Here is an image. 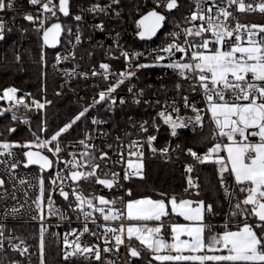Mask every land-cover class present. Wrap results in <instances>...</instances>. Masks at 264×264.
<instances>
[{
    "label": "built area",
    "instance_id": "built-area-1",
    "mask_svg": "<svg viewBox=\"0 0 264 264\" xmlns=\"http://www.w3.org/2000/svg\"><path fill=\"white\" fill-rule=\"evenodd\" d=\"M44 2H47V0H41V3ZM53 2L59 4V0H53ZM135 2L138 14L135 21L119 20L109 9L102 5L100 6L105 9L104 12L89 11L93 5L97 4H89L85 0H69L68 16L60 13L58 8L54 9L56 11L55 16L43 12L39 5H31L29 0H15L13 9L0 12V19H3L6 23L5 31L11 29L10 31H13L16 35L14 46L19 59L22 58L23 52L29 47L28 26L32 25L37 29L39 25V21L34 23L24 19L26 14H32L34 17L38 16L41 20H44L45 29L55 21L62 22L64 30L60 44L53 48L56 49L53 69L61 86L80 97L82 107L79 113L86 107L89 108L85 115L81 117L83 123L77 126V131L82 133L81 136L65 138L64 134L68 129L61 134L58 141L49 144V147L52 148L58 142L62 149L59 154L54 156L47 149L32 148L31 151H41L47 155L53 161L52 168L42 170L39 165L25 167V159L15 148L11 149L13 156L7 154L0 156V161H3V163H0V178L5 180L4 187L0 188V225H3L4 230V247L0 250V264H8L12 260L17 261L18 264H40L39 244L42 225L46 229L44 232L45 264H51L48 258L51 255L50 247L52 244L57 246L63 258L64 251L69 250L64 247L63 237L65 234L72 233L73 230H76V235H69V240H75L78 235L80 237L79 242L82 245L99 246L101 259L97 261L94 256L84 254L74 256L68 261L75 260L80 264L134 263V258L129 253V239L126 231L122 237L124 244L119 246V251H116L117 246L113 234L105 233L106 227L119 228L123 224L126 229L131 223L126 219L125 204L129 199L124 190V183L137 176L133 175L129 179H124L127 160L129 159L127 145L133 140H137L143 145L141 149L143 151L142 172H144V162L147 155L169 160L172 155L177 154L180 148L178 143L159 144L156 137V140L149 146L147 137L154 135L150 130L152 117L157 116V113L166 106L168 111L171 112L173 102H175V107L180 109L178 113L180 117L185 119L194 118L196 113L192 111L191 107L186 108L184 106V97L188 98L189 104H194L202 110L200 115L204 118V125L202 128L197 126L193 130V125L189 124L187 128L183 129L201 131L206 123H210L212 127L211 136L213 135L215 125L210 120V112L207 111V102L203 91L198 86L193 91L191 85L196 83L194 80H185L176 70L166 67L167 64L174 61L190 62L189 58L193 49L185 44L183 29L193 27V24L199 26L201 23L199 20L192 23L185 21L186 17H190L191 13L196 11L197 0H178V8L171 11L166 10L162 5L157 7L156 0H135ZM244 2L245 4L255 5L260 3L261 0H244ZM199 3L205 14H207L206 10L210 7L212 8V15L216 14L217 8L213 7L212 0H199ZM215 4L219 7H227L226 0H215ZM151 10H156L164 15L165 21L154 39L143 40L139 37L141 29L138 28V19ZM228 11L233 14L226 21L231 28H234L237 22L249 26L252 24L264 25V20H259V18H264V14L259 11L240 12L237 10L236 5L229 7ZM77 15L82 17L80 21L75 20ZM104 16L106 17L103 18ZM220 19L222 20L223 17L221 16ZM101 24L103 25L102 31L97 27ZM40 30L43 31V29ZM176 32L181 33L178 38L172 35ZM260 35L264 36V33ZM77 36H79V41L76 39ZM202 38L212 39L211 33H204L203 37H188V40L197 43ZM231 39L234 40V36ZM173 41L186 47L188 49L187 54L174 50L173 54L170 55L167 52L160 51ZM209 47L211 48L212 45L210 44ZM122 52L128 53V60L121 54ZM158 55L163 56L164 59L157 60ZM102 63L110 66L107 79H105V70L100 68ZM139 64L149 66L137 68L136 65ZM93 71L97 74L93 75ZM122 72H134L135 75L119 84L116 90L111 93L110 98L93 104L94 99H99L101 91H106L110 85L117 83L119 74ZM177 85H180V87L177 88ZM8 87L13 86H7L6 88ZM129 88L132 89L131 92H129ZM17 89L19 90L17 98L24 96V104L31 105L33 100L31 92ZM0 95H2V92ZM113 99L115 103L112 102ZM121 100L124 103H121ZM136 100L139 103H136ZM14 104V101L0 100V109H8L3 115H0V118L16 116L30 125L38 114V109L34 105L25 108L24 104L18 106H14ZM151 109H154V113L151 112ZM172 115L175 118L177 113H172ZM93 120L98 121V123H93ZM144 121H148L146 125L147 132L140 129V125ZM180 130L178 129L177 132ZM52 135L35 136L34 141H36V137H39L40 140H50ZM219 139H224V142H226V138ZM251 139L256 142L258 137ZM82 140L85 141V144L80 143ZM109 145H111V148H109ZM153 149H156V151H153ZM163 149H167V152L161 151ZM0 151L3 150L0 149ZM207 151L197 153L203 156ZM85 152L93 153L96 157L95 162L101 164V169L97 170V176L105 178V171L118 174L112 188L96 183L95 177L89 180L81 179L76 182L70 179L71 171L87 172L90 170L85 166L87 157L81 155ZM101 152L108 153L109 159L107 161L99 160ZM121 153L124 156L123 161H121ZM221 155L226 154L222 152ZM131 159L134 163L137 162L136 157H131ZM69 161L74 163L78 161L81 167L73 168L68 163ZM12 163H17L15 169L10 168ZM57 172L64 179H57L56 185H52L50 181ZM41 178L44 180L43 220L40 219L41 212L34 203L40 195ZM107 178L112 179L110 175ZM20 180H24L25 183L21 184ZM233 186L235 187V182ZM60 187H63L64 191L69 193V199L65 200L60 195ZM53 188H55V191H52ZM50 192L54 202L53 209L58 210L55 215H50V209L47 207V198ZM73 193H82L89 199L96 197L97 199L93 201L94 207H104L105 214H108V209L112 208L124 215L120 220L105 221L101 213L95 211L94 208H88L85 204L83 206L84 211L92 212V215L85 221L83 212L76 208L78 202L75 200ZM236 194L239 197L243 195L239 193L238 189ZM100 196L109 201L116 200L117 203L101 206L98 200ZM121 201L124 203H121ZM70 204L72 207L69 206ZM13 207L19 209V211L11 213ZM61 213L64 215L63 219L60 218ZM152 223L158 225L159 222ZM85 224L90 230L88 233H83ZM81 233L83 234L81 235ZM91 233H95V235ZM105 236L108 239L107 244L105 243ZM21 241H23L21 247L28 248V252L23 255L12 248V245L20 244ZM104 247L112 248V251L106 253L103 251Z\"/></svg>",
    "mask_w": 264,
    "mask_h": 264
},
{
    "label": "snow or ice",
    "instance_id": "snow-or-ice-1",
    "mask_svg": "<svg viewBox=\"0 0 264 264\" xmlns=\"http://www.w3.org/2000/svg\"><path fill=\"white\" fill-rule=\"evenodd\" d=\"M114 3H118L119 0H113ZM31 5H39L43 12L56 15L54 9L58 8L60 13L64 16L69 15V0H59V4H55L53 0H47V2L41 3V0H29ZM157 7L161 5L171 11L178 8V0H156ZM227 7H219L215 4V0H212L213 7L217 8L215 15H212V8H208L207 14L201 9L199 0H197L196 11H193L190 17H186L187 23H192L199 20L201 23L199 26L193 24V27L183 29L185 37V44L189 48H192L190 55V62H178L174 61L166 65V67L176 70L178 74L185 80H194L196 83L192 84V90L195 91L197 86L203 91V95L207 102V111L210 112V120L215 125L212 139L215 142L212 147L203 155H199L192 148L187 149V153L193 157L200 164L211 163L217 167L219 184L224 190L225 198L229 200L230 210L229 216L240 217L241 223L236 226V230H232L230 222L224 224V231L222 233H215L207 238L205 237V230L212 232L213 226L205 224V214H214V210L211 204H205L203 200H189V199H177L172 196L167 198V204L165 199H131L126 202V219L128 221L136 222H159L157 226L149 227L146 223L137 225H130L126 229L123 224L119 228H105V233H111L114 236L116 251H119V246L124 244L123 234L127 233V237L131 240L135 237L139 241L140 245L144 246L147 250L154 255L152 259L161 262H175V264H184V262H192V264H264V25H241L236 23L234 28L228 26L226 21L232 17V12L228 11V8L232 5L237 6V10L240 12L245 11H259L264 14V0H261L258 4H245L244 0H226ZM15 0H0V12H5L6 9H13ZM89 11L104 12L105 9L100 5H93ZM223 17L221 20L220 17ZM24 19L30 22L39 21L37 31L43 29V44L54 46L58 42V38L62 31L60 23H54L49 28H44V20H41L38 16L34 17L32 14H26ZM81 16H75V20L80 21ZM165 21V16L156 10H151L144 15L142 19L138 21L139 36L141 39L145 37H153L158 30L162 27V23ZM102 31L103 25H97ZM6 23L3 19H0V40L4 39V31ZM9 31L11 29H8ZM70 31V30H69ZM204 33H211L212 39L202 38L199 42L193 43L188 40V37H203ZM246 34V38H245ZM174 37H179L181 33H172ZM234 36V40L231 38ZM79 41V36L76 37ZM210 44L212 47L210 48ZM187 54L188 49L173 41L166 47L160 49V51L167 52L170 55L173 51ZM126 60H128V53H121ZM19 59V57H17ZM157 60H163V56H157ZM131 66V65H130ZM149 65L139 64L137 68L148 67ZM109 65L102 63L101 69L105 70V79L108 78ZM93 75L97 73L93 71ZM190 74V75H189ZM134 72H122L119 74V79L115 85H110L106 91L99 93V99L93 101V104L105 101L106 98L111 97V93L116 90L119 84H122L125 79L134 76ZM180 85H177L179 88ZM19 90L15 87H8L2 90L0 100L14 101V106L24 104V96L17 98V92ZM132 89L129 88V92ZM30 95V94H28ZM115 103V100L112 101ZM124 103L123 100L120 101ZM139 103L138 100L135 101ZM159 103V101H157ZM35 106L37 109H42L44 103H41L35 99L32 100L31 105L24 104L25 108ZM184 106L186 108L191 107L192 111L196 113L194 118H182L178 115L180 109L175 107V102L171 106L172 111H168L166 106L157 113V117L162 119L165 125L169 126L170 135L175 137L178 135L177 130L187 128L189 124L195 127H203L204 118L200 115L201 109H198L194 104H189L188 98L184 97ZM91 107V106H89ZM89 108H85L81 111L69 124L65 125L58 132L52 135L50 140H40L36 137V141H29L23 145L13 144L8 142L0 143V156L7 154L13 156L12 148H27L33 147L43 150L47 149L54 156L61 152L60 144L55 143L54 147L50 148L49 144L58 141V138L62 133L66 132L72 127L76 121L81 117ZM8 109H0V115ZM172 113H177L175 118ZM13 120L18 119L16 116L12 117ZM93 123L98 121L93 120ZM148 121H144L140 125V129L143 132H147L146 125ZM153 127L159 130V126L153 120ZM9 132H15V128L8 129ZM35 136V133L33 134ZM258 137L256 142H253L251 138ZM226 138V142L224 139ZM119 139V138H118ZM156 140V136L150 135L147 137V143L151 146L152 142ZM81 144H85V141H80ZM87 147V145H85ZM129 151L127 160V170L125 171L124 179H129L131 176H140L143 178V151H141L143 145L133 140L127 145ZM111 148V145H109ZM156 151V149H153ZM167 152V149L161 150ZM226 155H221V153ZM24 157L27 158L28 165H39L40 168L48 169L53 167V161L49 159L47 155L42 154L41 151H25ZM87 157L86 167L90 169L87 172L71 171L70 179L73 182L83 180H89L95 177V182L104 185L108 188L114 186V182L118 177L115 172H104L105 178L97 176V170L101 169V164L96 163V157L91 152H85L81 154ZM121 155V161H123V153ZM131 157H136L137 162H133ZM109 159L107 152H101L99 156L100 161H107ZM120 162V161H117ZM3 163V161H0ZM69 164L73 168L81 167L80 163L69 161ZM106 166V165H105ZM17 163L10 165L11 169H15ZM130 170V171H129ZM193 166L188 165L186 172L191 173ZM225 173L234 178L235 187L229 191V187L226 186ZM112 179H108V176ZM57 179L63 180L61 174L57 172L55 177L51 179V184L56 185ZM189 188H199L197 184L190 176L188 177ZM21 184H24V180H20ZM44 180L40 179V195L37 200L34 201L36 208L41 212L40 219H44ZM5 185V180L0 178V188ZM239 193L244 194L243 199H237L235 204H232L233 198L236 197V190ZM55 191V188L52 189ZM60 195L65 200L69 199V193L64 191L63 187L59 189ZM187 192L188 189L186 188ZM75 200L78 202L76 208L83 212L84 219H87L92 215L90 211H84L83 206L86 204L88 208L98 211L103 216L105 221L108 220H120L123 213H119L112 208L108 209V214H105L104 207H94L93 201L97 199L93 197L89 199L82 193L76 194ZM131 196V192H128ZM166 196V194H161ZM199 195V192L196 193ZM99 205H115L116 200L109 201L103 196L98 197ZM53 200L51 192L47 198V207L50 209L49 214L55 215L58 210L53 209ZM121 203H124L121 201ZM72 207V205H69ZM75 210V209H74ZM19 209L13 207L11 213H17ZM182 217L185 221L190 223H178L171 222L166 223L165 218H170L172 215ZM35 219V217H33ZM60 218L63 219V213L60 214ZM253 218L254 221H253ZM253 221V222H250ZM95 222V221H93ZM170 228L172 242H166L159 234L162 229ZM259 230V234L257 232ZM46 229L41 226L40 229V264H45L44 260V232ZM90 230L85 224L83 233H88ZM120 234H116V233ZM81 233V235L83 234ZM95 235V233H91ZM69 235H76V230L72 233L65 234L63 237V243L65 250L63 253V259L65 261L70 260L77 255L89 254L94 256L95 260L101 259V250L97 245H82L80 237L77 235L75 240L70 241ZM181 236L188 237L187 239H181ZM4 230L3 225H0V250L3 249ZM105 243H108L107 236H105ZM23 241L20 244L12 245L14 251L20 252L21 255L28 252L27 247H21ZM104 252L112 251V248L104 247ZM175 252L176 254H171ZM187 252L189 254L185 255ZM129 253L131 257H139L140 251L135 247L129 246ZM166 253V254H161ZM211 253V254H209ZM8 264H18L17 261H9ZM108 264H114V262H108ZM151 264V261H149Z\"/></svg>",
    "mask_w": 264,
    "mask_h": 264
},
{
    "label": "trees",
    "instance_id": "trees-1",
    "mask_svg": "<svg viewBox=\"0 0 264 264\" xmlns=\"http://www.w3.org/2000/svg\"><path fill=\"white\" fill-rule=\"evenodd\" d=\"M85 2L105 6L119 20L135 21L138 18L135 0H119L118 3H114L113 0H85ZM259 20H264V18H259ZM28 34L30 36L29 47L23 52L21 59H17L18 56L15 53L14 39L16 35L13 31L6 30L4 39L0 40V93L7 86L30 91L33 99L44 103V107L38 109V114L30 125L20 119L13 120L11 116L0 118V142H27L35 139V136L52 135L69 124L82 107L80 97L61 86L53 69L56 49H50L43 44V31H37L36 28L29 25ZM151 110L154 113V109ZM154 118L155 123L159 126L158 131L153 127ZM81 123H83V118L76 121L64 134V137L77 138L81 136L82 133L77 131V126ZM10 128H15L16 131L9 132ZM150 130L157 137L159 144L178 143L180 148L177 154L172 155L169 160L147 155L144 162L143 178L137 176L124 183L127 198L131 200L151 197L167 201V198L175 196L178 200L186 198L195 201L203 200L206 205L211 204L214 210V214H205L206 219L211 221L213 232H223L224 224L228 222L232 229H236V226L241 222L235 221L241 220V218H230L229 216V200L225 198L224 190L219 184L218 166L211 163L200 164L187 153L188 148L202 153L213 146L215 141L211 136V124L206 123L201 131L181 129L176 137H172L169 126L154 115ZM15 149L22 152V148ZM188 165L193 166L191 173L186 172ZM189 176L199 184V188H189L187 182ZM225 177L226 186L231 191L234 184L232 176L225 173ZM129 191L131 196L128 195ZM197 192L199 195H196ZM161 194H166V196ZM234 201L236 202L235 198H233L232 204ZM128 246L135 247L140 251V256L134 258L135 263L149 264L151 261V264H161V262L152 259V252L134 239L128 240ZM50 251L51 255H49L48 261L51 264H80L75 260L65 261L57 246L53 244ZM163 264H175V262H163ZM184 264H192V262H184Z\"/></svg>",
    "mask_w": 264,
    "mask_h": 264
},
{
    "label": "crops",
    "instance_id": "crops-1",
    "mask_svg": "<svg viewBox=\"0 0 264 264\" xmlns=\"http://www.w3.org/2000/svg\"><path fill=\"white\" fill-rule=\"evenodd\" d=\"M232 180L234 181V178L232 177ZM233 188H234V186H233ZM232 188V189H233ZM243 196H244V194L242 195V196H238L237 194H236V197H235V200H237V199H243ZM142 198H151V197H142ZM142 198H137V199H142ZM151 199H153V198H151ZM186 199H188V198H186ZM189 200H192V199H189ZM193 201H195V200H193ZM166 202V204H167V201H165ZM171 221V222H178V223H182V224H184V223H190V222H188V221H185L182 217H178V216H176V215H172L170 218H165V221L166 222H168V221ZM235 222H241V220H237V221H235ZM250 222H253V221H250ZM144 223H146L149 227H153V224L154 225H156L155 223H152V222H136V221H131V223L129 224V226L130 225H137V226H139L140 224H144ZM204 223L205 224H211V221H208L207 219H206V216H205V221H204ZM157 226V225H156ZM232 230H236V229H232ZM257 232H258V234H259V230H257ZM216 232H208L207 231V229L205 230V237L207 238L208 236H210V235H212V234H215ZM220 233H222V232H220ZM166 242H169V243H171L172 242V236H171V230H170V228H165V229H162V232L159 234ZM188 237H186V236H181V239H187ZM132 239H134L135 241H137L138 243H139V241L138 240H136L135 239V237H133ZM161 254H166V253H161ZM171 254H173V255H175L176 253L175 252H172ZM185 255H187V254H189V253H187V252H185L184 253ZM209 254H211V253H209ZM154 255V254H153ZM132 264H142V263H132ZM208 264H212V262H208Z\"/></svg>",
    "mask_w": 264,
    "mask_h": 264
},
{
    "label": "water",
    "instance_id": "water-1",
    "mask_svg": "<svg viewBox=\"0 0 264 264\" xmlns=\"http://www.w3.org/2000/svg\"><path fill=\"white\" fill-rule=\"evenodd\" d=\"M149 12V11H148ZM147 12V13H148ZM147 13H145L144 15H147ZM144 15H142L139 19H138V21L140 20V19H142V17L144 16ZM54 23H60L61 24V26H62V31H61V34H60V36H59V38H58V42L54 45V46H49V45H46V47H48V48H50V49H53V48H56L57 46H59V44H60V41H61V36H62V34H63V24H62V22L61 21H55V22H53V23H51L47 28H49V27H51V25L52 24H54ZM162 25H163V23H162ZM162 28V27H161ZM161 28L158 30V32L161 30ZM141 31V30H140ZM158 32L156 33V35L158 34ZM156 35L155 36H153V37H151V38H149V37H145V38H143V40H152V39H154L155 37H156ZM43 36V35H42ZM140 37V36H139ZM43 154V153H42ZM45 155V154H44ZM50 159V158H49ZM51 160V159H50ZM133 258H136V257H133Z\"/></svg>",
    "mask_w": 264,
    "mask_h": 264
},
{
    "label": "rangeland",
    "instance_id": "rangeland-1",
    "mask_svg": "<svg viewBox=\"0 0 264 264\" xmlns=\"http://www.w3.org/2000/svg\"><path fill=\"white\" fill-rule=\"evenodd\" d=\"M21 121H22V120H21ZM22 122H23V121H22ZM34 140H35V139H33L32 142H35ZM27 142H29V141H27ZM27 142H18V144L23 145V144H25V143H27ZM0 143H3V142H0ZM8 143L16 144V142H8ZM29 150H32V148H31V149L22 148V152H20L22 158L25 159L26 163H27V158L24 157L23 153H24L25 151H29ZM235 203H236V202L234 201V204H235ZM153 226H156V225L153 224Z\"/></svg>",
    "mask_w": 264,
    "mask_h": 264
}]
</instances>
